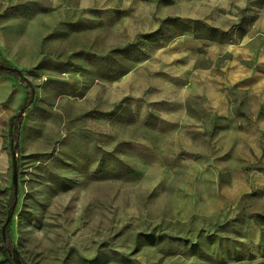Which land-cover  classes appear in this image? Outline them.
I'll list each match as a JSON object with an SVG mask.
<instances>
[{"label":"rangeland","instance_id":"rangeland-1","mask_svg":"<svg viewBox=\"0 0 264 264\" xmlns=\"http://www.w3.org/2000/svg\"><path fill=\"white\" fill-rule=\"evenodd\" d=\"M200 6L0 0V63L40 55L23 73L17 194L10 142L0 164V264L14 249L26 264H264V161L209 165L148 110L156 47L197 33Z\"/></svg>","mask_w":264,"mask_h":264},{"label":"crops","instance_id":"crops-1","mask_svg":"<svg viewBox=\"0 0 264 264\" xmlns=\"http://www.w3.org/2000/svg\"><path fill=\"white\" fill-rule=\"evenodd\" d=\"M203 2L197 33L184 31L180 47L174 42L156 47L157 65L166 76H155L156 66L150 88L157 96L148 110L170 123L192 154L197 149V157L209 165L222 159L229 160L227 165H236V159L242 165L264 161V0ZM39 60L36 52L28 64L19 61L12 67L26 73ZM27 92L24 80L0 72V164L7 159L10 119Z\"/></svg>","mask_w":264,"mask_h":264},{"label":"trees","instance_id":"trees-1","mask_svg":"<svg viewBox=\"0 0 264 264\" xmlns=\"http://www.w3.org/2000/svg\"><path fill=\"white\" fill-rule=\"evenodd\" d=\"M0 72L10 73V74L16 76L17 78H21L22 80L25 81L22 71H20L17 68H14L12 71L0 70ZM28 100L29 99H27L26 102L24 103V105L20 107L19 112L17 114H15L14 116H12L10 119L9 139H10L12 150H15L17 153L19 152V148H20V138H21V133H22V125H23V121H24V114L26 113L27 106H28L27 105ZM15 199H16L15 194H13V196H12V204L13 205H14ZM5 243H6V241H5ZM5 243L3 244L4 251L6 253H9L8 245H7V243L6 244ZM8 243H10V242H8ZM20 261L22 264H26V261L24 259L21 258Z\"/></svg>","mask_w":264,"mask_h":264},{"label":"water","instance_id":"water-1","mask_svg":"<svg viewBox=\"0 0 264 264\" xmlns=\"http://www.w3.org/2000/svg\"><path fill=\"white\" fill-rule=\"evenodd\" d=\"M14 67L1 64L0 63V70H5V71H12ZM13 153V183L15 187V193L17 194V188H18V160H17V152L15 150H12ZM13 218V212H11L8 216V219L4 225V229L6 228L7 225L10 224L11 220ZM13 260L15 264H22L20 261V258L18 257V250L14 249L13 250Z\"/></svg>","mask_w":264,"mask_h":264}]
</instances>
